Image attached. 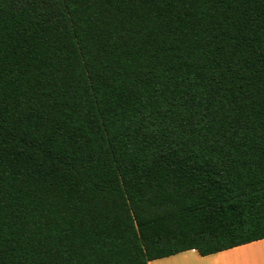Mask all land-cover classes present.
<instances>
[{
	"label": "trees",
	"instance_id": "16d2710c",
	"mask_svg": "<svg viewBox=\"0 0 264 264\" xmlns=\"http://www.w3.org/2000/svg\"><path fill=\"white\" fill-rule=\"evenodd\" d=\"M262 238L264 0H0V264Z\"/></svg>",
	"mask_w": 264,
	"mask_h": 264
},
{
	"label": "crops",
	"instance_id": "0c3cea01",
	"mask_svg": "<svg viewBox=\"0 0 264 264\" xmlns=\"http://www.w3.org/2000/svg\"><path fill=\"white\" fill-rule=\"evenodd\" d=\"M188 251L153 259L149 264H264V238L207 255Z\"/></svg>",
	"mask_w": 264,
	"mask_h": 264
},
{
	"label": "rangeland",
	"instance_id": "374dc122",
	"mask_svg": "<svg viewBox=\"0 0 264 264\" xmlns=\"http://www.w3.org/2000/svg\"><path fill=\"white\" fill-rule=\"evenodd\" d=\"M188 253H192V252L189 250Z\"/></svg>",
	"mask_w": 264,
	"mask_h": 264
}]
</instances>
